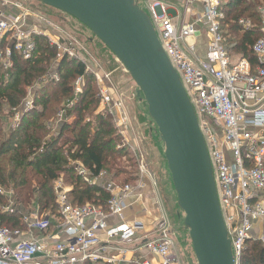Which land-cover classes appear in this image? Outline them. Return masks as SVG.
<instances>
[{"label":"built area","instance_id":"2783aa9c","mask_svg":"<svg viewBox=\"0 0 264 264\" xmlns=\"http://www.w3.org/2000/svg\"><path fill=\"white\" fill-rule=\"evenodd\" d=\"M225 1L143 0L142 9L149 16L194 107L235 264H239L247 240H257L264 246V231L255 233V229L264 224V4L258 7L262 34L252 44L257 57V64L253 66L247 58L233 61L225 48L221 28L223 13L219 9ZM179 11L189 17L181 18L177 14ZM238 23L244 29L251 26L250 19L239 18ZM203 30L207 31L208 37L205 56L201 57L197 54L195 41L189 39L196 38ZM40 36L56 49V61L65 56L78 58L85 64L84 74L92 72L96 75L99 97L96 113L110 115L117 131L123 134L126 130L129 135L124 144L138 151L135 138L127 128L122 101L112 99L110 87L104 88L101 84L104 79H109V73H104L76 39L44 14L23 0H0L1 68L11 67L14 55L31 59L36 50V38ZM84 74L74 81L73 96L66 106L77 102L83 90ZM45 76L49 81L59 79L53 68H49ZM42 80L39 79L38 83ZM34 96L35 93L29 91L24 98L26 101L21 104L15 125L22 113L34 107ZM57 114L59 126L64 109ZM73 164L84 181L103 183L104 189L110 193L108 209L105 211L91 203L72 205L67 195L72 187L65 184L62 177L58 178L54 182L58 214L34 205L22 216L28 229L42 232V238L18 240L15 237L19 230L0 225V264H128L127 247L114 246L113 242L130 244L137 239H141L146 253L160 258L158 264H181L174 251L169 219L161 206L157 179L142 154L137 157L138 178L134 183L121 184L113 180L104 183L105 171L92 175L81 163ZM148 185L158 209L155 235L149 237L144 232V224L137 220L112 224V218L123 216L127 199L133 196L142 199ZM2 191L0 188V193ZM14 205L15 202H11L5 210L12 211ZM131 263L154 264L145 256L135 257Z\"/></svg>","mask_w":264,"mask_h":264},{"label":"trees","instance_id":"16d2710c","mask_svg":"<svg viewBox=\"0 0 264 264\" xmlns=\"http://www.w3.org/2000/svg\"><path fill=\"white\" fill-rule=\"evenodd\" d=\"M263 4L264 0H226L219 8L223 13L221 28L228 54L247 58L252 65L257 63L252 44L260 37L258 7ZM239 18L250 19V28L244 29L238 23ZM56 59V49L40 36L36 38V50L31 59L14 55L11 67H0V188H10L15 194V205L9 211L2 208L6 197L0 193V225L12 230L24 229L22 216L34 205L51 214L58 211L54 182L60 177L72 187L67 193L72 205L91 203L106 211L110 193L102 182L90 184L84 181L73 163H81L92 175L105 171L108 180L116 181L123 173L121 157L125 149L134 153L127 145L126 148L117 147L121 134L114 122L106 114L95 113L99 104L96 76L84 74L85 64L78 58ZM52 62H55L59 79L37 88L34 107L22 113L15 129L3 133L7 115L21 107L26 86L45 75ZM83 74L82 93L74 105L66 106L65 102L73 96L74 81ZM61 109L64 114L58 130L54 135L48 134V124L55 121ZM87 116H93L94 122L86 120ZM69 118L71 122H68ZM137 178L138 169L119 183H134ZM179 216L176 212L174 219ZM239 264H264V246L257 240H247Z\"/></svg>","mask_w":264,"mask_h":264},{"label":"water","instance_id":"95a60500","mask_svg":"<svg viewBox=\"0 0 264 264\" xmlns=\"http://www.w3.org/2000/svg\"><path fill=\"white\" fill-rule=\"evenodd\" d=\"M85 25L138 87L164 146L197 264H235L194 107L136 0H36Z\"/></svg>","mask_w":264,"mask_h":264},{"label":"rangeland","instance_id":"374dc122","mask_svg":"<svg viewBox=\"0 0 264 264\" xmlns=\"http://www.w3.org/2000/svg\"><path fill=\"white\" fill-rule=\"evenodd\" d=\"M137 1L139 3V6L143 8V0ZM23 2L36 11L44 14L47 18L58 25L60 29L76 39L80 46L84 49L86 54H88L89 57L91 56L99 64L103 72L109 73V79H104L103 83L101 84L104 88L110 87L112 99H120L122 101L126 114L125 116L127 120V128L132 133L131 136H134L139 148L138 151L132 150L134 153L130 152L126 148L124 140L128 139L129 135L126 133V130H124L123 134L120 135V141L116 142V144L118 143L117 147L126 148L125 154H123V156L121 157V168L123 169V173L119 175L116 182L119 183L125 176L133 174L134 171L138 169L136 164L137 157L138 154H142L149 170L155 175L158 182L161 206L170 222L169 229L174 242V251L181 264H197L192 250L188 230L183 226L184 214L177 207V196L174 192L170 173L164 157V146L159 139V134L155 123L148 115L147 105L142 94H140L138 97V87L132 80L131 76L125 70L123 65L118 61V59L106 48V46L101 41H99L98 38L95 37L92 32L80 21L62 11L47 6L43 3H39V1L36 2V0H23ZM50 66L49 68H53L55 70V62H52ZM41 78L43 79L42 82L38 83L39 79ZM41 78H39L31 85L26 86L25 97L28 96L29 91L33 92V94H36L37 88H40L46 82H49V79L46 76L44 78V75H42ZM25 101L26 100H24V102ZM64 101L65 99L62 101V105H64ZM22 107L25 108V105H23ZM98 107L99 106H97L96 110L98 109ZM20 110L21 107H18L16 110L11 111L10 115H7L8 117L6 119V124L4 125L3 133H7L8 130L15 129V121L17 119L16 115ZM108 117H110L113 121V118L110 115H108ZM93 119V116L86 117V120H92V123L94 122ZM54 120L55 121H52L50 124H48V134L54 135L58 130V114H56ZM211 124L214 127L216 126L214 121H211ZM105 176L106 178H104V182H106L105 180H108L107 178L109 175L105 174ZM2 189L4 191H2V194L6 197L3 201L5 206H2V208L5 209L6 207L10 206L11 202H14L15 194L13 191H10V188ZM140 206H143L144 210H141L143 209V207ZM140 206L136 204L129 205L128 209L125 212V218L135 219L144 217L143 221L147 225L149 224L150 227L154 228L158 220V214L156 215L155 212L154 218V216L151 214V211H148L150 209V206H148L147 203H141ZM176 212H178L180 215L177 220L174 219V215ZM55 213L58 214V211ZM53 218L54 220H57V217ZM153 263L155 264L156 262Z\"/></svg>","mask_w":264,"mask_h":264},{"label":"crops","instance_id":"0c3cea01","mask_svg":"<svg viewBox=\"0 0 264 264\" xmlns=\"http://www.w3.org/2000/svg\"><path fill=\"white\" fill-rule=\"evenodd\" d=\"M184 9V8H182ZM173 14H175V11L173 10ZM177 14L182 18V16H184V18H188L189 16L185 13V12H182V11H179L177 12ZM260 15V14H259ZM261 30H260V35H261ZM207 37H208V34H207V31L206 30H203L199 33V35L196 37V38H191L189 39L190 41H195V46H196V50H197V54H199V56L201 57H204L205 56V52H206V41H207ZM233 61H237L238 59L242 58V57H239V56H232L231 57ZM244 58V57H243ZM252 64V63H251ZM257 64V63H256ZM255 64V65H256ZM253 65V66H255ZM56 70V69H55ZM89 73H92V72H89ZM94 74V73H92ZM95 75V74H94ZM96 76V75H95ZM98 83V79L96 77V84ZM97 111V110H96ZM95 111V113H96ZM97 114V113H96ZM72 118V117H71ZM68 122H71V119L69 118L68 119ZM144 193H145V196L140 199V198H136L135 196L127 199V207L124 211V214L122 217L120 218H112L110 220V222L112 224L116 223V222H120V221H132V220H137V221H140L144 224V229H145V233L148 234L149 237H153L155 235V227H150L149 224L147 225L143 220V218H135V219H127L125 218V212L126 210L128 209L129 205L131 204H136L138 206H140L141 203H147L148 206H150L149 210L148 211H151V214L154 216L155 218V212H156V215L158 214V209H157V206L156 204L154 203V198L153 196H151V193H150V186L148 185L145 190H144ZM176 194V193H175ZM146 198V199H145ZM140 207H143V206H140ZM141 209V208H140ZM141 210H144V207L143 209ZM144 215V214H143ZM145 216V215H144ZM19 230V233L18 235L15 237V239H40L42 238V232L38 231V230H29L28 227L25 225L24 229H17ZM264 231V224H261V226H258L256 229H255V233H260ZM142 242H141V239H137V240H134L132 243L130 244H125V243H121L119 242L118 240H115L113 242V245L114 246H120V245H123L124 247H127V253H126V258L129 261L128 264L131 263V261H133V259L135 257H139V256H145V257H148L152 260V262H156L155 264H158L160 262V258L158 256H154L152 254H148L146 253V251L142 248L141 246ZM111 253H115L116 251H113V250H110ZM197 263V262H196Z\"/></svg>","mask_w":264,"mask_h":264}]
</instances>
